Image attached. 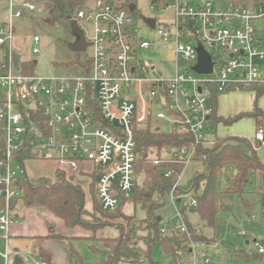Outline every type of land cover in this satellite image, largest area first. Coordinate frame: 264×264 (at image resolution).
Instances as JSON below:
<instances>
[{
	"label": "built area",
	"instance_id": "built-area-1",
	"mask_svg": "<svg viewBox=\"0 0 264 264\" xmlns=\"http://www.w3.org/2000/svg\"><path fill=\"white\" fill-rule=\"evenodd\" d=\"M8 1L10 15L0 26V242L6 246L2 256L7 261L13 258L15 262L19 256V252L9 250V243L11 227L17 222L14 202L23 201L17 181L26 169L17 158L26 143L40 148L42 159L57 163L55 175L61 170L67 181L82 186L96 180L101 208L115 212L123 198L132 196L139 185L135 127L149 121L156 126L168 124L173 134H190L195 144L205 143L213 114L212 93L264 84L262 1L248 8L205 0L202 4L198 1L195 8L190 3L197 0H176L172 19H155V28L149 26L185 63L187 70L173 79L153 77L154 68L138 61V51L151 50L154 44L138 38L134 11L112 0L87 1L71 18L88 45L82 53L90 51L86 61L79 64L80 76L27 74L15 61L17 55L22 56L15 44V21L23 16V10L15 7L32 12L36 6L26 0ZM166 8L167 4L151 6L158 11ZM190 37H195L194 45L187 42ZM40 42L41 38L35 36L33 54L39 53ZM200 47L213 62L209 74L195 71ZM22 60L34 62L29 57ZM24 114L29 115L30 130ZM39 114L44 118L42 127L36 125ZM261 147L264 131L258 129L252 148L257 151ZM178 156L186 165L198 158L197 148L194 144L183 147ZM153 163L158 167L162 162ZM177 186L172 199L176 198ZM196 204L193 200L192 206ZM173 229L192 240L184 219ZM211 245L219 246L218 242ZM259 246V253L264 254V246ZM36 264L49 263L40 260ZM203 264L212 263L205 257Z\"/></svg>",
	"mask_w": 264,
	"mask_h": 264
},
{
	"label": "rangeland",
	"instance_id": "rangeland-1",
	"mask_svg": "<svg viewBox=\"0 0 264 264\" xmlns=\"http://www.w3.org/2000/svg\"><path fill=\"white\" fill-rule=\"evenodd\" d=\"M36 6V10L28 12L17 6L15 9H22L23 16L16 19V47L22 53V59L29 57L31 61H37L33 67V73L39 77L51 76H71L78 77L81 75L79 64L86 61L88 53H76L71 49V44L75 41L73 30H66L63 26L54 21L48 12L47 4L37 0H26ZM92 1V0H87ZM118 5L123 4L124 0H112ZM136 3L138 12L142 17L133 16L134 27L137 30L138 38L153 43L151 50H139L137 59L140 63L145 64L150 69L154 68L152 75L156 78L173 79L177 73H184L187 69L185 63L177 58L175 53L168 49L158 35L145 22V18H155L159 22L173 18V5L176 0H132ZM202 4L205 0H197L190 3L191 7L196 8L197 2ZM242 4L248 8L254 6L257 0H242ZM264 2V0H259ZM167 4L168 8L163 11L151 10V6H160ZM129 7V5H128ZM170 7V8H169ZM10 6L8 0H0V26L9 18ZM90 31V26L87 25ZM264 34V30H263ZM39 36L41 42L38 45L39 53L33 54L32 49L35 46L34 37ZM188 43L194 45L195 37H190ZM31 51L29 56L28 52ZM78 56L81 62H78ZM2 89L0 88V94ZM208 95V93H206ZM252 99V101H251ZM257 94L252 90L234 89L230 92L219 94L218 96V113L223 116H237L241 113L248 112V108L253 109L256 106ZM258 106L264 108V95L258 100ZM164 112V111H163ZM163 132H170L172 126L168 124L160 125ZM258 129L264 131V125L260 120L246 117L232 124H220L217 128L208 127L207 139L208 144L217 137H225L229 139V143L244 151L251 152L252 148L245 141L254 143L255 134ZM257 156L260 162L264 163V147L257 150ZM57 163L42 159L38 161H30L26 163L27 174L31 178H39L43 176L55 177V168ZM58 173V172H57ZM56 173V175H57ZM208 173V166L197 159H191L186 163L185 169L177 181L180 188H186L196 174ZM138 187L144 186L145 179L142 172L138 173ZM88 184H85L86 191V214L84 219L89 221L93 216V206L91 195L88 191ZM80 185V184H78ZM81 186V185H80ZM219 199L220 205L227 207L221 209L218 213V229L217 231L204 227L200 217L191 211L193 199L187 195L176 197L165 196L164 205L154 211V215L159 219L160 226L170 229L177 222H183L184 215L182 209L185 205L188 208L185 211L188 221L197 226L198 231L202 235L215 239L219 246L212 247V243H196L193 239L190 241L187 237V248L182 252L185 259L191 260L190 263L196 261L197 264H203L205 257L211 260L212 264H264V254L259 253V243L264 246V173L256 172L251 175L250 182L244 187L242 194L234 193L229 189L228 179L224 178L219 182ZM203 189L199 191L202 196ZM172 195V194H171ZM126 214H135L134 223H139L147 217V211L142 209L140 204L128 203L124 206ZM122 223L118 220H103V225L98 232L90 231L91 237L88 239L80 238H62L59 239L67 248H73L74 254L73 264L81 260V264H99L106 257H109L108 249L103 245V239L116 238L119 235L117 226ZM133 223V224H134ZM88 231V230H87ZM140 232L139 235H142ZM96 237V239H94ZM139 241L138 239L136 240ZM197 244L193 253L188 248H193ZM15 243L10 240L9 250L14 251ZM27 252L20 249L19 257L23 259V264H36L38 257L31 254L29 248ZM217 250L220 251L217 254ZM6 253V246L0 242V264H14V259L8 261L3 258ZM152 260L156 264H174L172 256L166 254L161 246H156L152 253ZM185 262V264H190ZM117 264H132L127 262H118ZM138 264H151L150 260Z\"/></svg>",
	"mask_w": 264,
	"mask_h": 264
},
{
	"label": "trees",
	"instance_id": "trees-1",
	"mask_svg": "<svg viewBox=\"0 0 264 264\" xmlns=\"http://www.w3.org/2000/svg\"><path fill=\"white\" fill-rule=\"evenodd\" d=\"M50 5L48 12L56 23L63 26L66 30L72 31L71 18L87 2V0H37ZM226 3L242 5V0H222ZM257 2H261L257 0ZM124 6L128 3L123 2ZM161 6V5H160ZM159 6V7H160ZM134 16L142 17L137 7L133 12ZM16 64L23 68L25 73L34 74V62L25 63L21 55L15 58ZM78 62H81L78 56ZM245 90V88H240ZM246 90L255 91L257 94L256 106L251 112L241 113L237 116L224 117L218 114V94L212 93L211 105L213 114L210 118V126L215 128L220 124L232 125L243 118L250 117L260 120L264 125V110L258 106V100L264 95V84H254ZM0 100V105L2 103ZM28 130L32 127L29 115L24 114ZM37 126L44 125V118L39 114ZM105 126V125H104ZM33 138V136L31 135ZM134 137L137 144V172H142L145 179L144 186H137L134 194L128 198H123L119 208L115 212L104 211L97 198L96 180L89 182L88 191L91 195L93 216L86 221V191L84 186L78 185L74 180L67 181L65 172L58 170L55 177L31 178L27 171L18 177L17 187L23 192V202L29 207L44 206L48 207L55 215L63 219L69 228L82 227L85 230L98 232L103 225V220H118L117 229L119 235L116 238L103 239V245L109 251L106 257L99 264H117L127 262L132 264L142 263L150 260L151 264H156L152 260V253L156 246H161L163 251L172 256L174 264H185L183 251L187 248V239L181 236L180 232L170 228L166 233L162 232L164 227L160 226L159 219L154 215V211L164 205L165 196L172 194L173 188L177 184L179 177L185 169V164L180 162L178 152L183 147H191L193 144L197 148L198 158L208 166V173L196 174L186 188L177 186L175 189L176 197L187 195L197 202L192 206L191 211L197 214L204 227L215 231L218 229V213L227 207L220 205L219 182L228 179L230 191L242 194L244 187L250 182L251 175L256 172L264 173V165L260 162L257 151L252 148L251 142H245L252 148L251 152L244 151L229 143L225 137H217L211 144L210 141L195 144V139L190 134H173L163 132L159 126L149 121L142 127H135ZM202 156L207 159L203 160ZM42 160L41 149L26 143L17 161L26 169V163L30 161ZM159 160L160 166H155L153 161ZM177 160V163L173 161ZM166 172L171 175L167 177ZM203 189L202 196L199 191ZM128 203L140 204L142 209L147 211V217L139 223H134L136 215L126 214L124 206ZM14 205H17L14 202ZM188 205L182 209L184 221L186 222L194 242L214 243L213 238L202 235L198 227L192 225L185 214ZM134 223V224H133ZM143 232L142 235H139ZM52 238L62 239L59 235ZM96 239V237H94ZM139 240L138 242L136 240ZM71 254L75 251L70 248ZM191 252V249L188 248ZM81 260L76 264H81ZM52 264V263H49ZM191 264V263H190Z\"/></svg>",
	"mask_w": 264,
	"mask_h": 264
},
{
	"label": "crops",
	"instance_id": "crops-1",
	"mask_svg": "<svg viewBox=\"0 0 264 264\" xmlns=\"http://www.w3.org/2000/svg\"><path fill=\"white\" fill-rule=\"evenodd\" d=\"M262 109L264 110V108ZM248 110V112H251L253 108L250 107ZM16 217L17 222L13 224L10 231L11 240L16 246L14 251L21 253L20 249H22L27 252V248H29L32 255L48 263L73 264L70 248H67L59 239L52 238L53 235L76 239H88L91 237V232L82 227H67L65 221L55 215L48 207H29L23 201H20L17 203ZM216 252L217 254L220 253L219 250ZM184 261L191 262V260L185 258Z\"/></svg>",
	"mask_w": 264,
	"mask_h": 264
},
{
	"label": "water",
	"instance_id": "water-1",
	"mask_svg": "<svg viewBox=\"0 0 264 264\" xmlns=\"http://www.w3.org/2000/svg\"><path fill=\"white\" fill-rule=\"evenodd\" d=\"M125 1V0H124ZM50 5H47V8H49ZM129 9L133 12L136 9L135 4H130ZM145 22L151 27L155 28L156 26V20L154 18H145ZM72 30L73 35L75 37V41L70 45L71 49L76 53H82L87 49V43L85 41V37L83 32L79 29L76 23L72 24ZM34 64H37V61H34ZM213 69V62L209 55L205 52V50L200 47L199 48V62L198 65L195 67V71H197L200 74H209L212 72ZM14 73L17 75L18 70L14 69ZM159 220H161L159 218ZM22 259L18 256L15 259V264H22Z\"/></svg>",
	"mask_w": 264,
	"mask_h": 264
},
{
	"label": "flooded vegetation",
	"instance_id": "flooded-vegetation-1",
	"mask_svg": "<svg viewBox=\"0 0 264 264\" xmlns=\"http://www.w3.org/2000/svg\"><path fill=\"white\" fill-rule=\"evenodd\" d=\"M125 2L128 3V5H130V4H135L136 5V3L134 1H132V0H125Z\"/></svg>",
	"mask_w": 264,
	"mask_h": 264
}]
</instances>
